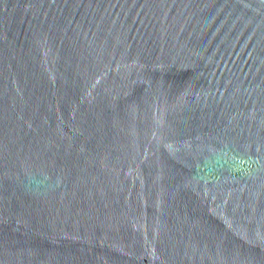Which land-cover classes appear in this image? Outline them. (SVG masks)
<instances>
[{
  "label": "water",
  "instance_id": "water-1",
  "mask_svg": "<svg viewBox=\"0 0 264 264\" xmlns=\"http://www.w3.org/2000/svg\"><path fill=\"white\" fill-rule=\"evenodd\" d=\"M0 264H264V0H0Z\"/></svg>",
  "mask_w": 264,
  "mask_h": 264
}]
</instances>
